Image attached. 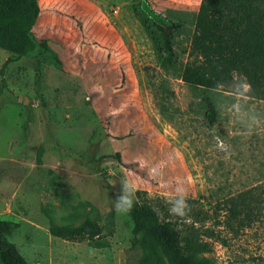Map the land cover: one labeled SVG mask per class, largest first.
I'll return each instance as SVG.
<instances>
[{
  "label": "rangeland",
  "instance_id": "1",
  "mask_svg": "<svg viewBox=\"0 0 264 264\" xmlns=\"http://www.w3.org/2000/svg\"><path fill=\"white\" fill-rule=\"evenodd\" d=\"M150 1L182 24L172 56L139 0H40L34 32L51 54L39 63L0 47V218L19 224L9 239L31 264H135L142 250L116 197L163 216L264 182V100L206 90L210 119L204 91L181 79L201 0ZM86 220L104 227V246L50 232ZM223 237L212 264H264V219Z\"/></svg>",
  "mask_w": 264,
  "mask_h": 264
},
{
  "label": "trees",
  "instance_id": "2",
  "mask_svg": "<svg viewBox=\"0 0 264 264\" xmlns=\"http://www.w3.org/2000/svg\"><path fill=\"white\" fill-rule=\"evenodd\" d=\"M144 23L163 36L172 56L171 39L182 24L156 10L150 0H139ZM67 16L84 33L83 22L70 10ZM41 14L40 0H0V47L19 56L34 57L39 63L51 54L48 41L34 32ZM9 61V60H8ZM7 61V62H8ZM181 79L201 88L209 103L206 115L214 119V103L206 90H223L264 100V0H201L187 60ZM251 87L245 91V85ZM101 157L118 158L121 154ZM133 244L142 255L135 264H212L206 255L212 239L224 231L239 233L264 219V182L217 201L210 208L188 199L185 217L164 215L148 202L133 201ZM199 204V205H198ZM19 224L0 218V264H31L9 236ZM104 227L86 220L79 226L53 225L52 235L67 240H89L101 247Z\"/></svg>",
  "mask_w": 264,
  "mask_h": 264
},
{
  "label": "clouds",
  "instance_id": "3",
  "mask_svg": "<svg viewBox=\"0 0 264 264\" xmlns=\"http://www.w3.org/2000/svg\"><path fill=\"white\" fill-rule=\"evenodd\" d=\"M244 87H245V91H248L251 86L249 84H246ZM217 146L221 150L224 149V144L222 141H219V139H218ZM125 185L127 186V181H125ZM133 206H134V203H133L132 199H129L126 196L116 197V200L114 203V208H115L116 212L121 213V214H127V213L132 211ZM184 208H187L188 212L191 210L190 206L188 204H185L184 200L181 199L179 201V206L173 207L172 209H170V212L179 216V217H185L187 214L183 210Z\"/></svg>",
  "mask_w": 264,
  "mask_h": 264
},
{
  "label": "crops",
  "instance_id": "4",
  "mask_svg": "<svg viewBox=\"0 0 264 264\" xmlns=\"http://www.w3.org/2000/svg\"><path fill=\"white\" fill-rule=\"evenodd\" d=\"M41 6V5H40ZM41 13H42V7H41ZM39 22V21H38ZM39 24V23H38ZM98 32H100V31H98ZM104 33V32H103ZM105 34V33H104ZM114 44V43H113ZM102 54V53H101ZM99 59L101 60V58L99 57ZM113 95V94H112ZM111 115H112V119H114V111H111V113H110ZM112 128H110V129H114V126H111Z\"/></svg>",
  "mask_w": 264,
  "mask_h": 264
}]
</instances>
